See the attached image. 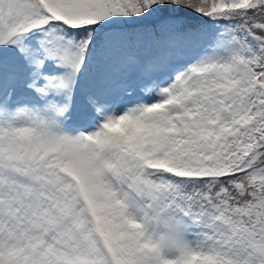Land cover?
I'll return each mask as SVG.
<instances>
[{"label":"snow or ice","instance_id":"snow-or-ice-1","mask_svg":"<svg viewBox=\"0 0 264 264\" xmlns=\"http://www.w3.org/2000/svg\"><path fill=\"white\" fill-rule=\"evenodd\" d=\"M0 264H264V0H0Z\"/></svg>","mask_w":264,"mask_h":264}]
</instances>
